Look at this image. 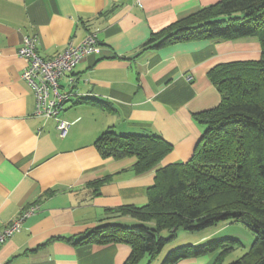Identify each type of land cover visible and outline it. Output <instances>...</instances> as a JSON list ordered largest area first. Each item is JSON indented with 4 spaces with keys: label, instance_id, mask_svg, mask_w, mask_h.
Returning <instances> with one entry per match:
<instances>
[{
    "label": "crops",
    "instance_id": "0c3cea01",
    "mask_svg": "<svg viewBox=\"0 0 264 264\" xmlns=\"http://www.w3.org/2000/svg\"><path fill=\"white\" fill-rule=\"evenodd\" d=\"M219 1L0 0V230L30 206L40 207L0 247V264L127 263L132 254L128 244L79 241L105 224H139L108 210L144 206L155 170L137 175L136 157L104 158L96 143L107 132L156 135L172 145L160 166L192 158L205 130L200 115L217 108L222 99L211 71L226 63L259 60L260 42L147 44ZM89 33L98 36L97 51L77 66L74 83L66 77L60 82L61 91L71 94L59 115L71 127L61 137L55 119L35 116V95L22 80L27 63L18 52L24 38L32 36L38 54L51 59L70 44H81ZM217 228L181 233L188 234L182 236L186 243L168 252L178 245L196 247L220 239ZM167 253L163 250L155 259L145 256L139 264H162ZM215 258L206 255L176 264H213Z\"/></svg>",
    "mask_w": 264,
    "mask_h": 264
},
{
    "label": "trees",
    "instance_id": "16d2710c",
    "mask_svg": "<svg viewBox=\"0 0 264 264\" xmlns=\"http://www.w3.org/2000/svg\"><path fill=\"white\" fill-rule=\"evenodd\" d=\"M244 38L260 42L261 58L222 64L211 71L221 103L200 115L205 130L188 162L160 166L172 145L156 135L107 132L97 141L104 158L136 157L137 175L155 170V183L144 206L108 210L139 224H105L83 235L79 243L128 244L132 254L126 264H139L145 256H159L179 230L199 233L223 222L241 223L256 238L248 252L230 264H264V0H220L153 36L147 46ZM240 246L228 238L198 247L179 246L162 264L206 255H216L213 264H225V257Z\"/></svg>",
    "mask_w": 264,
    "mask_h": 264
},
{
    "label": "built area",
    "instance_id": "2783aa9c",
    "mask_svg": "<svg viewBox=\"0 0 264 264\" xmlns=\"http://www.w3.org/2000/svg\"><path fill=\"white\" fill-rule=\"evenodd\" d=\"M98 45L97 34L89 33L81 44L77 46L70 44L65 51L51 59H44L38 54L36 37L26 36L18 52L20 58L27 63L22 80L29 85L35 95V116L55 119L61 137H65L71 127L69 122L59 117L66 103L71 100V94L61 91L60 82L66 77L70 83H74L75 69L86 56L97 51ZM39 209L37 204L30 206L8 226L0 230V247L20 232L24 221Z\"/></svg>",
    "mask_w": 264,
    "mask_h": 264
},
{
    "label": "rangeland",
    "instance_id": "374dc122",
    "mask_svg": "<svg viewBox=\"0 0 264 264\" xmlns=\"http://www.w3.org/2000/svg\"><path fill=\"white\" fill-rule=\"evenodd\" d=\"M215 229L205 230V231H213ZM217 229H219L218 230L219 236H222L220 239H227V238L235 239V240H238L242 244V246L236 248L235 250H233L231 253H229L225 257V264H230L231 262L240 259L244 254H246V252H248V250L253 245L255 238H256L255 233L252 230H250L247 226L241 223L223 222V223H220ZM163 233H164L163 234L164 236L169 235L167 231ZM181 233H186V232L183 230H179L178 234L176 235V238L165 247L164 252L167 253L168 249L174 246L175 244L186 243V241L182 239V236L188 235V234H181ZM193 235H197V234H190L189 237H196ZM213 240H218V239H213ZM183 245H188V244L178 245L174 248H177Z\"/></svg>",
    "mask_w": 264,
    "mask_h": 264
}]
</instances>
